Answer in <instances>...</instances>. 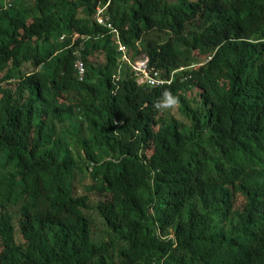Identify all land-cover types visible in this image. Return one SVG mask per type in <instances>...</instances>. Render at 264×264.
Segmentation results:
<instances>
[{"label": "trees", "instance_id": "trees-1", "mask_svg": "<svg viewBox=\"0 0 264 264\" xmlns=\"http://www.w3.org/2000/svg\"><path fill=\"white\" fill-rule=\"evenodd\" d=\"M26 1L0 0V264H264V0ZM118 41L186 70L139 85Z\"/></svg>", "mask_w": 264, "mask_h": 264}, {"label": "built area", "instance_id": "built-area-1", "mask_svg": "<svg viewBox=\"0 0 264 264\" xmlns=\"http://www.w3.org/2000/svg\"><path fill=\"white\" fill-rule=\"evenodd\" d=\"M107 5L105 6H98L95 19L96 21L101 24L105 25L108 28L114 29L112 24L109 21V17L105 13ZM114 31L117 33V31L114 29ZM118 37V34H117ZM75 40V36L73 37V42ZM118 50L122 54V60L126 62L132 69V72L136 78V82L139 85H147L152 88H161L165 86H171L174 82V78L178 73H181L186 70V68H180L179 70L173 72V74L170 77H167L163 74V72L155 70L153 68L149 67V59L145 56H142L141 59L135 60L132 62L130 58L127 56V49L125 46L122 45L120 41H118ZM77 58L75 61V68L77 71L78 79L80 81H83L85 79L86 75V67L85 62L83 59L82 54L79 50L76 52ZM210 58L206 61H209ZM205 61V62H206ZM202 66L200 65H194L190 69L191 70H197Z\"/></svg>", "mask_w": 264, "mask_h": 264}, {"label": "bare ground", "instance_id": "bare-ground-1", "mask_svg": "<svg viewBox=\"0 0 264 264\" xmlns=\"http://www.w3.org/2000/svg\"><path fill=\"white\" fill-rule=\"evenodd\" d=\"M136 1V0H135ZM221 1V0H220ZM223 1V0H222ZM227 3V2H226ZM239 3V2H238ZM237 3V4H238ZM251 3V2H250ZM64 4V3H63ZM208 4V3H207ZM222 4V3H221ZM229 4V3H228ZM65 5V4H64ZM173 5V4H172ZM195 5V4H194ZM246 5V4H245ZM144 6V5H143ZM217 6V5H216ZM247 6V5H246ZM188 7V6H187ZM221 7V6H220ZM230 7V6H229ZM232 7V6H231ZM172 8V7H171ZM204 8H205V6H204ZM212 8V7H211ZM211 8H209V9H211ZM219 8V7H218ZM218 8H217V10H218ZM250 8V7H249ZM208 9V8H207ZM203 10V9H202ZM222 10H224V9H222ZM242 10V9H241ZM244 10H246V9H244ZM127 11V10H126ZM136 11V10H135ZM142 11V10H141ZM147 11V10H146ZM200 11V10H199ZM205 11V10H204ZM212 11V10H211ZM214 11V10H213ZM56 12V11H55ZM140 12V11H139ZM218 12V11H217ZM197 13V12H196ZM216 13V12H215ZM226 13V12H225ZM224 13V14H225ZM251 13V12H250ZM228 14V13H227ZM155 16V15H154ZM210 16V15H209ZM216 16V15H215ZM88 17V16H87ZM140 17V16H139ZM218 17V16H217ZM225 17V16H224ZM237 17V16H236ZM58 18V17H57ZM214 18V17H213ZM208 19V18H207ZM231 20H232V18H231ZM59 22V21H58ZM210 22V21H209ZM211 23V22H210ZM55 24V23H54ZM146 24V23H145ZM208 24V23H207ZM231 25V24H230ZM219 25H217V27H218ZM223 26V25H222ZM47 28V27H46ZM130 28V27H129ZM143 28V27H142ZM199 28V27H198ZM55 29H56V27H55ZM54 30V29H53ZM200 30V29H199ZM209 30H210V28H209ZM215 30V29H214ZM44 31V30H43ZM51 31V30H50ZM58 31V30H57ZM224 31V30H223ZM65 33V32H64ZM133 33V32H132ZM122 35V34H121ZM134 35V34H133ZM135 35H136V33H135ZM52 36V35H51ZM56 36V35H55ZM54 36V37H55ZM147 37V36H146ZM145 37V38H146ZM169 37V36H168ZM58 38V37H57ZM183 38V37H182ZM209 38V37H208ZM53 39V38H52ZM216 39V38H215ZM135 40V39H134ZM133 40V41H134ZM65 42V41H64ZM191 44V43H190ZM129 45H131V44H129ZM18 46H20V45H18ZM60 46V45H59ZM58 46V47H59ZM192 46V45H191ZM55 48V47H54ZM96 48V47H95ZM99 48V47H98ZM136 48V47H135ZM16 49V48H15ZM14 50V49H13ZM40 50V49H39ZM51 50V49H50ZM45 51V50H44ZM114 51V50H113ZM28 52V51H27ZM107 52V51H106ZM145 53V52H144ZM200 53V52H199ZM216 53V52H215ZM11 54V53H10ZM17 54H18V52H17ZM41 54H42V52H41ZM108 55H110L109 53H107ZM130 54V53H129ZM192 54V53H191ZM13 55V54H12ZM15 55V54H14ZM13 55V56H14ZM26 55V54H25ZM28 55H30V54H28ZM200 55V54H199ZM41 56V55H40ZM45 56H46V53H45ZM17 57V56H16ZM34 57V56H33ZM200 57V56H199ZM68 58V57H67ZM105 58V57H104ZM192 58V57H191ZM30 59V58H29ZM34 59V58H33ZM46 59V58H45ZM75 59V58H74ZM108 59V58H107ZM25 60V59H24ZM27 60V59H26ZM13 61V60H12ZM58 61V60H57ZM110 61V60H109ZM185 61V60H184ZM104 62V61H103ZM21 63V62H20ZM23 63H25V62H23ZM54 63V62H53ZM56 63V62H55ZM111 63V62H110ZM182 63V62H181ZM22 65V64H21ZM54 66V65H53ZM182 66V65H181ZM23 67H24V65H23ZM26 67V66H25ZM183 67V66H182ZM27 68V67H26ZM25 69V68H24ZM63 69V68H62ZM88 69V68H87ZM124 69V68H123ZM128 69V68H127ZM13 70V69H12ZM28 70V69H27ZM26 73V72H25ZM23 74V73H22ZM61 74V73H60ZM115 75V74H114ZM118 76V75H117ZM18 79V78H17ZM204 79V78H203ZM202 80V79H201ZM134 83V82H133ZM121 87V86H120ZM187 89V88H186ZM156 91V90H155ZM161 91V90H160ZM120 93V92H119ZM129 95V94H128ZM143 97V96H142ZM187 98V97H186ZM117 99V98H116ZM192 99V98H191ZM42 102H43V100H42ZM56 101H54V103H55ZM198 104V103H197ZM140 105V104H139ZM194 106V105H193ZM75 107V106H74ZM73 109V108H72ZM138 110V109H137ZM74 111H77V110H74ZM183 114V113H182ZM127 123V122H126ZM123 124V123H122ZM129 124H130V122H129ZM128 124V125H129ZM89 125V124H88ZM132 125V124H131ZM74 126H75V124H74ZM129 127V126H128ZM88 128V127H87ZM93 128V127H92ZM28 129H29V127H28ZM27 129V130H28ZM81 129V128H80ZM128 129V128H127ZM133 129V128H132ZM165 129V128H164ZM62 131V130H61ZM162 131V130H161ZM109 132V131H108ZM165 132V131H164ZM110 134V133H109ZM92 135V134H91ZM94 135V134H93ZM153 135V134H152ZM96 136H97V134H96ZM91 137V136H90ZM174 138V137H173ZM118 139V138H117ZM24 140V139H23ZM174 140V139H173ZM7 142V141H6ZM7 144V143H6ZM4 146H5V144H4ZM123 146V145H122ZM125 146V145H124ZM9 148V147H8ZM11 150H13L12 148H11ZM14 151V150H13ZM24 152V151H23ZM13 153H15V152H13ZM26 153V152H25ZM5 154V153H4ZM24 154V153H23ZM27 154V153H26ZM29 154H30V152H29ZM20 155V154H19ZM10 157V156H9ZM54 157V156H53ZM18 158V157H17ZM29 158V157H28ZM71 159H72V157H71ZM70 159V161H73V160H71ZM49 160H51V159H49ZM49 160H48V162H49ZM47 162V163H48ZM107 162V161H106ZM44 163V162H43ZM46 163V162H45ZM10 164V163H9ZM39 164H41V163H39ZM55 165V164H54ZM14 166H15V164H14ZM36 166V165H35ZM56 166V165H55ZM79 169V168H78ZM47 170H48V165H47ZM56 170H57V168H56ZM173 171V170H172ZM27 172V171H26ZM30 172V171H29ZM40 172V171H39ZM170 172V171H169ZM34 173V172H33ZM40 173H43V172H40ZM110 173V172H109ZM27 174V173H26ZM38 175H41L42 176V174H39V173H37ZM48 174V173H47ZM55 174V173H54ZM19 175V174H18ZM17 175V176H18ZM22 175V174H21ZM46 175V174H45ZM51 175V174H50ZM32 176V175H31ZM47 176V175H46ZM74 177H75V175H74ZM110 178V177H109ZM116 178V177H115ZM23 179V178H22ZM33 179V178H32ZM109 180V179H108ZM177 180V179H176ZM29 181V180H28ZM32 181V180H31ZM82 181V180H81ZM175 181V180H174ZM107 182V181H106ZM113 182V181H112ZM115 182V181H114ZM117 182V181H116ZM177 182H178V180H177ZM100 183V182H99ZM5 184H7L6 182L4 183V185ZM100 185V184H99ZM7 186V185H6ZM9 186V185H8ZM98 186V185H97ZM20 187V186H19ZM109 187V186H108ZM112 187V186H111ZM4 188V187H3ZM75 189V188H74ZM124 191V190H123ZM1 193V192H0ZM29 197V196H28ZM2 201V200H1ZM10 201V200H9ZM4 206V205H3ZM21 207V206H20ZM4 209V208H3ZM15 210V209H14ZM7 222V221H6ZM9 222V221H8ZM12 223V222H11ZM7 226V225H6ZM1 228V227H0ZM10 236V235H9ZM2 240V239H1ZM6 243V242H5ZM34 254V253H33ZM30 256V255H29ZM32 257V256H31ZM38 257V256H37ZM29 258V257H28ZM26 259V258H25ZM36 262V261H35ZM31 264V263H30Z\"/></svg>", "mask_w": 264, "mask_h": 264}, {"label": "rangeland", "instance_id": "rangeland-1", "mask_svg": "<svg viewBox=\"0 0 264 264\" xmlns=\"http://www.w3.org/2000/svg\"><path fill=\"white\" fill-rule=\"evenodd\" d=\"M28 3V5L32 4V0H27L26 1ZM142 56L137 57L136 60L141 59ZM164 111L166 112L167 116H173L175 118L176 121H179V117L180 115L178 114V105L177 104H173L171 101H168L164 107Z\"/></svg>", "mask_w": 264, "mask_h": 264}, {"label": "clouds", "instance_id": "clouds-1", "mask_svg": "<svg viewBox=\"0 0 264 264\" xmlns=\"http://www.w3.org/2000/svg\"><path fill=\"white\" fill-rule=\"evenodd\" d=\"M164 95L173 103H178V101L176 100V98L174 96L171 95V93L167 92V90H165Z\"/></svg>", "mask_w": 264, "mask_h": 264}]
</instances>
